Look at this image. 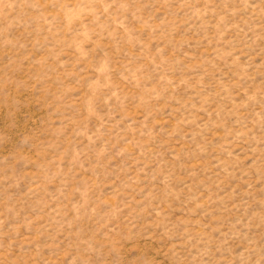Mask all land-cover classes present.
Listing matches in <instances>:
<instances>
[{
	"label": "rangeland",
	"instance_id": "rangeland-1",
	"mask_svg": "<svg viewBox=\"0 0 264 264\" xmlns=\"http://www.w3.org/2000/svg\"><path fill=\"white\" fill-rule=\"evenodd\" d=\"M0 264H264V0H0Z\"/></svg>",
	"mask_w": 264,
	"mask_h": 264
}]
</instances>
